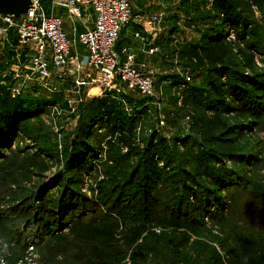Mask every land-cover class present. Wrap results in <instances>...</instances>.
Wrapping results in <instances>:
<instances>
[{"label": "trees", "instance_id": "obj_1", "mask_svg": "<svg viewBox=\"0 0 264 264\" xmlns=\"http://www.w3.org/2000/svg\"><path fill=\"white\" fill-rule=\"evenodd\" d=\"M179 12L185 26L199 35L178 50L184 73L193 80L186 82L178 74L163 76L160 84L167 86L157 102L144 97L137 101L117 90L103 98L93 97L78 106L77 127L70 133L74 139L68 143L65 138L61 149L57 136H47L41 116L63 100L67 108L64 96L50 95L36 85L13 96L12 78H2L4 70H0V164L2 150L11 149L20 134L33 142L48 138L50 153L64 157L66 169L50 178L48 185L40 182L24 190L22 197L8 202L0 197V253L11 264L23 258L30 246L39 253L38 264H264V239L253 235L256 224L264 236L263 221L246 210V204L236 218L232 210L244 199L241 195L254 192L262 198L264 211V184L251 179L235 184L239 173L223 165L243 156L246 146L238 137L240 128L245 132L250 126H264L260 101L264 70L256 67L251 55L256 52L264 57L260 50L264 48V0H180ZM229 27L240 28L237 40L244 49L237 53L234 42H228L223 33ZM170 28L171 36L182 32L176 25ZM163 94L172 108L167 111V125L178 129L173 139L156 128L159 122L149 115L148 105L161 103ZM179 100L183 108H177ZM124 104L133 107V114ZM246 114L252 116L251 121L243 119ZM188 117L192 125L184 134L178 123ZM100 124L108 129L103 138L110 136L104 173L114 179L99 182L103 202L95 203L85 199L76 186L93 168V163L87 167V161L99 152L91 138ZM260 164L264 166V161ZM4 167L0 166V185L7 171ZM109 183H113L111 189ZM53 184L61 185L62 194L48 206L45 192ZM236 186H241L240 196L223 197ZM90 205L94 210L90 211ZM227 213L231 216L226 218ZM215 219L224 239L212 230ZM66 229L67 235L62 233ZM162 249L167 253L163 255Z\"/></svg>", "mask_w": 264, "mask_h": 264}, {"label": "rangeland", "instance_id": "obj_2", "mask_svg": "<svg viewBox=\"0 0 264 264\" xmlns=\"http://www.w3.org/2000/svg\"><path fill=\"white\" fill-rule=\"evenodd\" d=\"M135 15L138 14H146L150 15L152 13L157 12H163L165 16V22L162 24V28L167 29L168 37L165 38L164 47H163V53L160 54L159 58H155V62L150 67V72H152V76L155 80V84L159 86L161 89L159 90L158 87H156V96L153 97V99L156 101L160 97L162 88H165L167 85H161L160 79L163 76H167L170 74H178L183 79L186 80V82H191L193 80V76L187 75L184 73L183 63L181 56L179 55L178 50L182 49L185 44L187 43H193L196 41V39L199 37L198 33L193 30V28L186 27L184 24V16L183 14H180L179 12V2L180 0H128ZM210 3V2H209ZM210 5V4H209ZM46 8L48 7L47 4H45ZM210 7V6H209ZM255 15L257 19H260V14L257 12L256 8L254 9ZM69 21L71 22V18L68 17ZM72 24V23H71ZM173 25L178 26L180 29H182V32L177 33L173 36L169 34V30L171 31V28ZM165 30V29H164ZM237 32H240V28H225L223 30V33L227 34L228 42H234L236 49L235 53H237L238 50H243L242 42L237 40ZM80 35V34H79ZM79 35L77 38H79ZM250 39L256 40L258 39L255 36H251ZM13 40H15V34L13 32H3L0 35V70L4 72L8 71L10 68V65L12 64V57L9 58L11 53V44L14 43ZM260 50L264 53V48H260ZM254 57L256 67L259 70H264V57L262 55L257 54L256 52L251 54ZM241 56L239 57V61H241ZM182 63V64H181ZM3 72V73H4ZM248 73L246 72V75ZM205 79V74L201 75L197 79V83L201 84ZM65 85L57 84V91L54 93H49L50 95H55L56 97L63 95L66 102L75 100V95L70 94L69 91H72V88ZM33 85H30V87ZM29 87V88H30ZM182 86H179L176 88V91H179ZM68 88V89H67ZM67 89V90H65ZM122 88H118L116 92L117 94H120L122 92H125L127 96H129L132 99L141 100L142 96H140L136 92H128L124 91ZM182 91V90H181ZM180 91V93H182ZM165 95V94H163ZM167 95V94H166ZM163 96V99L161 100V103H157L153 101L154 104H149L148 108L150 109L149 115L154 118V122L157 120V123L159 122V125L156 126L160 131L163 132V134L169 138L173 139L176 135L178 129H172L169 128L167 125V120L169 116L167 115V111L172 110L170 103L167 101L168 96ZM178 95V94H177ZM93 97H89L86 95L85 91V104L88 103ZM99 97H104V95H100ZM178 97V96H177ZM261 102L264 107V92L261 96ZM59 108L64 110V113L60 116H57L56 114L53 116L46 117L45 115H42V123L48 127L47 136H50L51 134L57 136L56 130L58 129L59 132L62 134L61 137V143L63 144L64 139L66 138L65 142L70 143L74 139V134H71V132H74L77 127V117L75 115H68L65 111L68 109L63 108L64 100L60 103H56ZM68 105V104H67ZM126 105V109L128 113H132L134 111L133 107L129 104ZM55 106V105H54ZM184 102L182 100L178 101L177 108H183ZM69 108V105L67 106ZM78 108V107H77ZM77 110V109H76ZM51 112V108L49 109ZM49 112V113H50ZM76 112V111H75ZM166 112V113H165ZM47 113V115L49 114ZM133 114V113H132ZM72 116V119L70 118ZM243 119L245 121H251L252 116L249 114H246L243 116ZM34 121V120H33ZM161 122H164V124H161ZM34 123V122H33ZM181 125V130L184 134L189 133L190 125H192L191 119L188 117L185 121H181L178 123V126ZM244 128H240L241 130L239 132L240 141L241 144L245 145L246 148L243 151V156L237 158L234 162L231 160H226L223 165L228 170L235 171L239 173V178L237 176V179L234 183L238 184L239 179H251L256 184L263 185L264 184V166L262 164V167L259 166V162L264 161V126L261 128H255L254 126H250L247 128V130L244 132L242 131ZM246 129V128H245ZM62 130V132H61ZM108 129L106 125H97L93 129V136L91 138L92 143L95 145V147L98 148V154L92 155L93 159L90 161H87V167L93 163L92 166L89 167V170L87 173L85 172L82 179V184L80 186H76V188L79 189V192L81 195L84 196L85 199L91 201V202H103V197L101 196L99 192V186L103 179L104 181L113 180L114 177H111L109 174L105 175V168L104 166L108 163L107 162V156H106V143L107 141H110V136L107 135V137L103 138L104 135H106ZM248 131V132H247ZM70 135V136H68ZM113 139V138H112ZM13 146L11 149L8 150H2L1 156V164L0 166L4 169H7V171L4 173V184L0 185V197L2 199H5V201L8 202V199L11 198H19L22 197V192L24 190H31L34 185L44 182L45 186L48 185L53 176L59 173H66L65 169V159L64 157H57L50 153V146L51 143L49 139L47 138L45 141L42 142H33L32 140H29L27 138L22 137V135H18V137H15ZM58 141V140H57ZM75 142V141H74ZM139 144V143H138ZM141 144V143H140ZM125 152V150H124ZM246 155V157H244ZM248 156V157H247ZM246 159V162H244ZM243 161V162H242ZM106 162V163H105ZM258 162V163H257ZM104 164V165H103ZM258 164V166H257ZM38 169H33V168ZM105 169V170H104ZM39 170V171H37ZM36 172H41L42 174H38L37 176ZM41 175V176H40ZM244 177H243V176ZM109 176V177H108ZM108 177V178H107ZM243 185H245L244 182H242ZM112 184V185H111ZM110 186H107L109 189L113 187V183H109ZM240 185V184H238ZM53 186L49 187L46 194V199L49 202L48 206H51L50 201L54 197H58L61 193V185L55 187ZM241 186H236L232 188L230 191H226L224 194V198H229L231 194L239 195L241 192ZM101 196V197H100ZM244 199H242L239 202H236L232 208L235 216L238 215V213H241V210L245 209L249 212L252 210V213L254 215H257L264 223V211H263V201L262 198L259 196H256V193L253 192L251 194L249 192V196L244 195ZM201 198V197H200ZM96 204V212L100 210L98 207L100 204ZM7 204L5 203L4 206L7 208ZM238 204V205H237ZM246 204L245 208L241 205ZM90 207V211L94 210V206ZM103 211V209H101ZM106 211V208H104V212ZM211 211L215 213V209L211 208ZM231 213V212H230ZM227 213L226 218L230 217L231 214ZM85 214V213H83ZM94 215V214H93ZM92 215V216H93ZM99 216V214H97ZM91 214H89V217H92ZM255 216V217H257ZM216 220V219H215ZM207 223H210V220H206ZM219 219L215 221L213 224L212 230L217 231L215 232V235H218L220 238L224 239L225 235L222 233V229L219 227ZM218 223V224H217ZM217 225V226H216ZM217 227V229L215 228ZM256 230H253V235L256 236V239H264L263 231L257 230L256 224L253 225ZM159 233H161L160 229H157ZM259 232V233H258ZM63 234L67 235L69 233V230L66 229L62 232ZM158 233V234H159ZM259 238H258V237ZM260 244H262L263 241H259ZM220 249L219 247H217ZM163 255L167 253L166 249H162ZM39 255V253H38ZM40 260V259H39ZM229 261V260H228Z\"/></svg>", "mask_w": 264, "mask_h": 264}, {"label": "built area", "instance_id": "obj_3", "mask_svg": "<svg viewBox=\"0 0 264 264\" xmlns=\"http://www.w3.org/2000/svg\"><path fill=\"white\" fill-rule=\"evenodd\" d=\"M45 1L51 3L52 10L66 8L73 17H79L84 6L93 8L96 21L78 38L85 55L80 56L75 51L77 43L63 30L62 19L47 14ZM164 18L163 12L135 15L128 0H32V8L19 18L0 14V35L13 32V42L16 41L11 44L12 64L2 78H12L13 96L21 95L30 85L54 93L57 84H67L72 88L69 93L75 95V100L67 102L68 115H75L77 107L85 102V91L89 97H98L122 88L153 98L156 88L152 74L137 68L133 55L121 61L116 45L125 28L135 24L156 33L162 29ZM136 38L148 42L140 33ZM2 84L6 85V80ZM95 90H98L97 95L93 94ZM63 113L64 110L55 105L46 117ZM56 134L61 149L62 134L58 129ZM39 259L37 250L30 246L25 256L14 264H38ZM0 264L11 263L0 253Z\"/></svg>", "mask_w": 264, "mask_h": 264}, {"label": "crops", "instance_id": "obj_4", "mask_svg": "<svg viewBox=\"0 0 264 264\" xmlns=\"http://www.w3.org/2000/svg\"><path fill=\"white\" fill-rule=\"evenodd\" d=\"M45 4H47V8ZM44 7L48 15L53 14L62 19L63 30L68 35L69 39L77 43L75 51L80 56L85 55V50L78 42L77 37L94 25L96 13L93 8L84 6L80 10L79 17H73L66 8L56 7L52 10V5L49 1L44 2ZM68 17L71 18V22ZM137 33L145 36L148 42L143 43L140 39L136 38ZM167 37V29L164 27L160 29L159 32L153 33L148 31V29H143L134 24L122 31L116 45V52L121 61H125L128 55H133L137 68L152 73L149 71L150 67L155 62L154 59L159 58L160 54L162 55L165 38ZM151 50L154 52L153 54L150 53Z\"/></svg>", "mask_w": 264, "mask_h": 264}, {"label": "water", "instance_id": "obj_5", "mask_svg": "<svg viewBox=\"0 0 264 264\" xmlns=\"http://www.w3.org/2000/svg\"><path fill=\"white\" fill-rule=\"evenodd\" d=\"M32 8V0H0V14L19 18ZM98 94V90L93 92Z\"/></svg>", "mask_w": 264, "mask_h": 264}]
</instances>
